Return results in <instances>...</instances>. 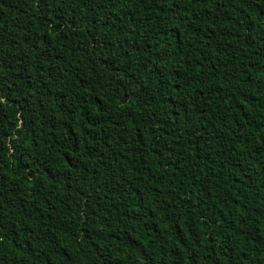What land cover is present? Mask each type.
I'll return each instance as SVG.
<instances>
[{
	"label": "trees",
	"instance_id": "trees-1",
	"mask_svg": "<svg viewBox=\"0 0 264 264\" xmlns=\"http://www.w3.org/2000/svg\"><path fill=\"white\" fill-rule=\"evenodd\" d=\"M0 264H264V0H0Z\"/></svg>",
	"mask_w": 264,
	"mask_h": 264
}]
</instances>
